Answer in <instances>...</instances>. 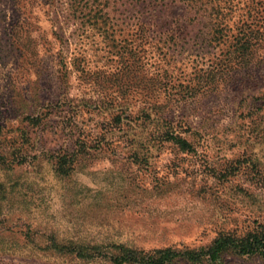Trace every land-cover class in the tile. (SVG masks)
I'll use <instances>...</instances> for the list:
<instances>
[{
    "label": "rangeland",
    "instance_id": "obj_1",
    "mask_svg": "<svg viewBox=\"0 0 264 264\" xmlns=\"http://www.w3.org/2000/svg\"><path fill=\"white\" fill-rule=\"evenodd\" d=\"M261 224L264 0H0V264H113L76 252Z\"/></svg>",
    "mask_w": 264,
    "mask_h": 264
},
{
    "label": "trees",
    "instance_id": "obj_2",
    "mask_svg": "<svg viewBox=\"0 0 264 264\" xmlns=\"http://www.w3.org/2000/svg\"><path fill=\"white\" fill-rule=\"evenodd\" d=\"M173 143L184 152H194L193 145L171 132H166L159 143ZM83 147V146H81ZM79 154L73 156L59 157V169L62 172L66 171L68 165H72L75 158ZM81 258H96L106 256L113 264H172L178 259H183L191 263H201L208 261L212 264L219 262L226 255H234L239 257L244 256H260L264 258V224L256 227L253 231L244 236H236L232 234L222 235L213 243L204 249L186 250L180 252L174 249L156 250L151 253L144 251L131 250L120 248L116 254H105L101 252H87L80 250L76 252Z\"/></svg>",
    "mask_w": 264,
    "mask_h": 264
}]
</instances>
